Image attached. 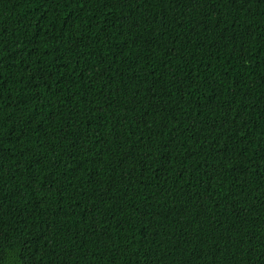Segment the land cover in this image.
Masks as SVG:
<instances>
[{"label": "trees", "instance_id": "1", "mask_svg": "<svg viewBox=\"0 0 264 264\" xmlns=\"http://www.w3.org/2000/svg\"><path fill=\"white\" fill-rule=\"evenodd\" d=\"M0 264H264V0H0Z\"/></svg>", "mask_w": 264, "mask_h": 264}]
</instances>
